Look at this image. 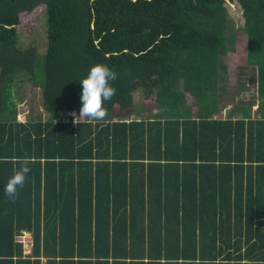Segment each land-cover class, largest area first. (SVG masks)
Returning <instances> with one entry per match:
<instances>
[{
    "label": "trees",
    "instance_id": "obj_1",
    "mask_svg": "<svg viewBox=\"0 0 264 264\" xmlns=\"http://www.w3.org/2000/svg\"><path fill=\"white\" fill-rule=\"evenodd\" d=\"M225 1L241 9L255 94L213 116ZM38 4L41 54L14 28ZM95 64L118 73L99 122L78 117ZM23 77L43 119L17 118ZM137 90L154 110L132 108ZM0 264H264V0H0Z\"/></svg>",
    "mask_w": 264,
    "mask_h": 264
},
{
    "label": "rangeland",
    "instance_id": "obj_2",
    "mask_svg": "<svg viewBox=\"0 0 264 264\" xmlns=\"http://www.w3.org/2000/svg\"><path fill=\"white\" fill-rule=\"evenodd\" d=\"M226 8L225 36L226 58L223 71H218V87L220 98H218L217 112L213 116H222L228 104H245L254 96L253 83L248 81L247 76H251L250 70H242L244 63L245 35L242 30L241 9L235 1L224 2ZM44 5L38 4L29 11L20 12L18 22L15 25L17 33L16 46L24 48L33 44L39 54L43 53L45 45V18ZM247 73V74H246ZM247 79V80H246ZM15 93L20 102L16 104L18 120H24L28 115L33 118L38 116L43 119L44 111L40 105V96L37 86L31 84L26 77L21 78L14 84ZM222 88V91L220 90ZM189 97H185L184 103L191 106ZM132 108L155 109L152 97L145 99L140 91L132 93ZM223 110V112H222ZM194 115V106H191ZM116 112L114 111L113 114Z\"/></svg>",
    "mask_w": 264,
    "mask_h": 264
},
{
    "label": "clouds",
    "instance_id": "obj_3",
    "mask_svg": "<svg viewBox=\"0 0 264 264\" xmlns=\"http://www.w3.org/2000/svg\"><path fill=\"white\" fill-rule=\"evenodd\" d=\"M118 79V73L105 64H95L90 67L87 75L79 83L81 85L79 118L88 119L91 122H99L108 116L105 102H111L116 94L112 82ZM73 117L76 116L72 113ZM77 117V116H76ZM20 167L8 179L5 187V196L15 202L18 198V190L23 188L28 173L31 171L28 166L29 158H20Z\"/></svg>",
    "mask_w": 264,
    "mask_h": 264
},
{
    "label": "built area",
    "instance_id": "obj_4",
    "mask_svg": "<svg viewBox=\"0 0 264 264\" xmlns=\"http://www.w3.org/2000/svg\"><path fill=\"white\" fill-rule=\"evenodd\" d=\"M15 241L20 242L22 244L24 252H29V245L31 239L28 232L21 231L15 236Z\"/></svg>",
    "mask_w": 264,
    "mask_h": 264
},
{
    "label": "crops",
    "instance_id": "obj_5",
    "mask_svg": "<svg viewBox=\"0 0 264 264\" xmlns=\"http://www.w3.org/2000/svg\"><path fill=\"white\" fill-rule=\"evenodd\" d=\"M220 90L222 91V88H221ZM218 92H219V90H218ZM254 92H255V89H254L253 93H254ZM219 94H220V93H219ZM254 94H255V93H254ZM229 105H231V104H228L227 107L224 106V107H225V111H224V112H226V110L228 109V106H229ZM254 109H255V105H252L251 108H250V110H251V114H252V112L254 111ZM222 112H223V110H222ZM224 112H223V113H224Z\"/></svg>",
    "mask_w": 264,
    "mask_h": 264
}]
</instances>
